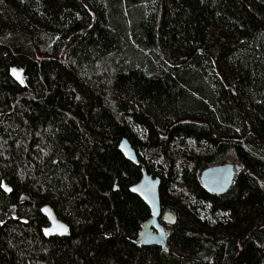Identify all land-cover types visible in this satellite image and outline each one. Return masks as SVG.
Listing matches in <instances>:
<instances>
[{"label":"trees","instance_id":"trees-1","mask_svg":"<svg viewBox=\"0 0 264 264\" xmlns=\"http://www.w3.org/2000/svg\"><path fill=\"white\" fill-rule=\"evenodd\" d=\"M0 264H264V0H0Z\"/></svg>","mask_w":264,"mask_h":264},{"label":"water","instance_id":"water-1","mask_svg":"<svg viewBox=\"0 0 264 264\" xmlns=\"http://www.w3.org/2000/svg\"><path fill=\"white\" fill-rule=\"evenodd\" d=\"M11 78L20 85H23L27 77L22 68L14 67L10 71ZM119 151L131 163L137 164L136 152L127 139L119 143ZM240 170L238 164L224 163L209 167L202 171L200 183L202 188L210 194L221 195L231 187L235 173ZM160 179L153 178L146 170L142 171L140 180L130 187V192L139 197L149 208L150 218L144 223L138 233V241L142 246L158 245L165 249L167 247V236L164 226L159 222L161 216V204L159 196ZM44 213L48 218L49 225L44 229L46 237H66L69 235L68 226L60 221L50 208H45ZM168 224L175 222L173 214L167 212L162 215Z\"/></svg>","mask_w":264,"mask_h":264}]
</instances>
